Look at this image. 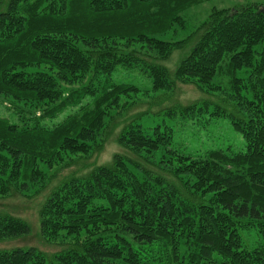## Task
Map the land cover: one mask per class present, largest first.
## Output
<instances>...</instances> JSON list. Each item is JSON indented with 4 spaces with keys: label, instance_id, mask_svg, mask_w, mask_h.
<instances>
[{
    "label": "trees",
    "instance_id": "1",
    "mask_svg": "<svg viewBox=\"0 0 264 264\" xmlns=\"http://www.w3.org/2000/svg\"><path fill=\"white\" fill-rule=\"evenodd\" d=\"M206 1L7 0L0 10V96L41 114L28 118L17 108L19 123L0 115V195L43 185L54 163L91 149L122 97L139 90L113 79L118 67L138 68L153 91L171 88L168 70L133 47L160 58L184 48L185 40L160 36L184 29L182 14ZM193 33L174 75L205 91L218 89L216 77L226 75L241 113L227 116L244 147L192 156L161 122L130 124L119 141L174 160V174H187L184 182L204 202H190L162 177L116 156L113 166L64 181L40 207L43 238L84 233L78 248L52 259L34 248L0 249V264H264V5L212 8ZM87 76L65 94L63 84ZM73 105L80 107L58 123L41 124ZM245 227L255 228L261 244L243 247ZM29 232L26 221L0 213V240Z\"/></svg>",
    "mask_w": 264,
    "mask_h": 264
},
{
    "label": "rangeland",
    "instance_id": "2",
    "mask_svg": "<svg viewBox=\"0 0 264 264\" xmlns=\"http://www.w3.org/2000/svg\"><path fill=\"white\" fill-rule=\"evenodd\" d=\"M6 3L7 0L2 1L0 10ZM245 4L264 5V0H209L187 9L182 14L186 27L176 28L175 31L160 36L167 40H185L184 48L174 49L166 58H160L155 52H148L140 44L134 45L133 50L140 58L162 65L168 70L169 77L173 81L172 87L153 91L150 80L138 68L118 67L112 73L113 79L117 82L136 84L139 88L138 92L122 97L121 105L112 110L110 116L105 119V127L87 153L67 155L61 162L54 163L47 169L48 178L41 186L32 187L26 193L12 189L9 194L0 195V213L18 217L30 226V232L25 236L0 240V249L34 248L47 259H52L57 253L66 249L78 248L86 237L84 233L78 237L62 234L59 238L50 241L43 238L39 227L40 207L51 192L64 181L85 176L101 166H113L116 156L126 159L139 171H147L162 177L190 202H204V199L190 187L191 181L184 182L183 177L188 176L187 174L180 176L174 174L173 167L178 163L160 152L148 153L125 146L119 141V136L130 124L143 122L152 126L161 122L172 128L178 147L192 156L200 155L209 149L230 148L235 151L244 147L242 136L233 130L227 116V114L241 116V113L231 99L226 75L220 73L216 77L214 84L220 86L218 89L205 91L196 80L177 77L174 72L179 61L197 39L198 35L193 32L212 8H232ZM88 77L81 83L63 84L65 94L81 84H87ZM88 101L87 96L81 104ZM14 103L0 96V115L7 117L11 122L19 123L17 108L19 114L28 118L34 116L38 118L41 114L40 107L35 109L22 103L17 105ZM79 107L80 105L67 107L55 117L44 118L40 122L52 126L66 115L76 112ZM197 107L201 110H196ZM213 109L222 110V114L211 115L209 112ZM239 235L246 249H252L262 242L253 227L240 228Z\"/></svg>",
    "mask_w": 264,
    "mask_h": 264
}]
</instances>
